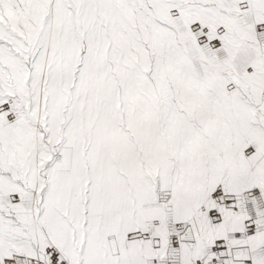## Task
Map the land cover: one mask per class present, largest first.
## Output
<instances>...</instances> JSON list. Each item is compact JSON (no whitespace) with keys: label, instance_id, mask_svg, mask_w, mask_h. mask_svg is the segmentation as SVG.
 Instances as JSON below:
<instances>
[{"label":"snow or ice","instance_id":"1","mask_svg":"<svg viewBox=\"0 0 264 264\" xmlns=\"http://www.w3.org/2000/svg\"><path fill=\"white\" fill-rule=\"evenodd\" d=\"M0 264H264V0H0Z\"/></svg>","mask_w":264,"mask_h":264}]
</instances>
